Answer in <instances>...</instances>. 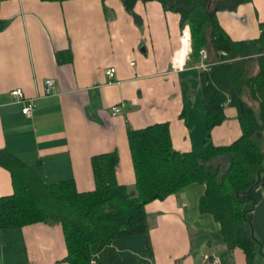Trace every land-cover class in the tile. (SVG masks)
<instances>
[{
  "label": "crops",
  "instance_id": "1",
  "mask_svg": "<svg viewBox=\"0 0 264 264\" xmlns=\"http://www.w3.org/2000/svg\"><path fill=\"white\" fill-rule=\"evenodd\" d=\"M135 11L140 21L122 0H0V148L45 181L72 178L79 190L94 189L92 156L117 149L118 181L134 184L129 126L167 121L180 151L202 152L240 136L231 105L207 131L198 72L208 63L201 51L193 56L180 14L158 0H138ZM216 17L232 39L258 37L264 0H234ZM109 67L116 68L113 77ZM47 78L54 81L49 91ZM17 87L34 98L32 116L12 94ZM115 105L120 111L114 114ZM203 190V183L190 182L147 202L148 232L113 241L122 264H211L213 256L220 264H264V185L247 193L259 242L253 263L242 248L226 245L211 213L199 210ZM13 191L11 172L0 165V195ZM67 256L59 221L0 228V264H71Z\"/></svg>",
  "mask_w": 264,
  "mask_h": 264
},
{
  "label": "trees",
  "instance_id": "2",
  "mask_svg": "<svg viewBox=\"0 0 264 264\" xmlns=\"http://www.w3.org/2000/svg\"><path fill=\"white\" fill-rule=\"evenodd\" d=\"M122 1L140 21L135 11L138 0ZM158 1L165 10L180 14V27L189 26L191 52L196 59L200 49L213 53L204 59L208 67L198 72L200 109L207 131L223 120L224 107L231 105L240 136L228 144H212L206 151H180L172 146L167 121L140 128L129 126L135 183L118 181L119 153L114 149L92 156L95 188L84 191L72 178L45 181L24 159L1 147L0 165L10 170L14 191L0 195V228L59 221L71 264H122L113 241L148 232L145 204L178 193L196 181L204 184L199 210L211 213L219 222L226 245L242 248L247 262L253 263L259 242L249 215L253 203L243 191L256 185L264 174V21L259 22L258 37L235 40L216 17V10L234 0ZM4 27L5 21L0 19V30ZM253 60L256 71H252Z\"/></svg>",
  "mask_w": 264,
  "mask_h": 264
},
{
  "label": "built area",
  "instance_id": "3",
  "mask_svg": "<svg viewBox=\"0 0 264 264\" xmlns=\"http://www.w3.org/2000/svg\"><path fill=\"white\" fill-rule=\"evenodd\" d=\"M201 53L203 54L204 57L207 56L206 50L202 49ZM201 65L206 66L207 63L204 62ZM116 72L115 67H109L106 69V73L110 76L113 77ZM53 79L52 78H47L46 79V90L49 91L50 88L53 86ZM12 94L21 98V100L24 102L22 110L27 116H32L34 113V107H35V100L33 97L26 96L23 89L20 87L12 89ZM120 111V105H115L112 107V112L118 113ZM211 264H220L219 260L217 257L213 256V259L211 260Z\"/></svg>",
  "mask_w": 264,
  "mask_h": 264
},
{
  "label": "rangeland",
  "instance_id": "4",
  "mask_svg": "<svg viewBox=\"0 0 264 264\" xmlns=\"http://www.w3.org/2000/svg\"><path fill=\"white\" fill-rule=\"evenodd\" d=\"M138 24H141V23H138ZM202 49H200V51H201ZM204 50H206V53L208 54V57L209 56H211V57H213V53L210 51V50H207L206 48L204 49ZM210 54V55H209ZM253 65H252V71H256V69H257V63H256V60H253V63H252ZM250 102H251V105L253 106V107H255V108H257V104H256V102L255 101H253L252 99H250ZM263 141H264V139H263ZM263 149H264V144H263ZM119 238V237H118ZM118 238H116V239H118ZM215 257H217V256H215Z\"/></svg>",
  "mask_w": 264,
  "mask_h": 264
},
{
  "label": "water",
  "instance_id": "5",
  "mask_svg": "<svg viewBox=\"0 0 264 264\" xmlns=\"http://www.w3.org/2000/svg\"><path fill=\"white\" fill-rule=\"evenodd\" d=\"M255 184L264 185V174L258 177ZM251 189H252V186H250L247 190L243 191V193L247 194Z\"/></svg>",
  "mask_w": 264,
  "mask_h": 264
}]
</instances>
